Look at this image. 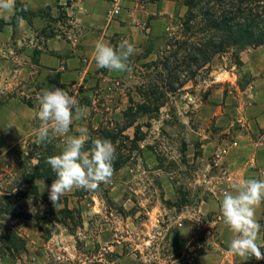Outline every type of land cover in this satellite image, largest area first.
I'll return each mask as SVG.
<instances>
[{
	"label": "rangeland",
	"instance_id": "obj_1",
	"mask_svg": "<svg viewBox=\"0 0 264 264\" xmlns=\"http://www.w3.org/2000/svg\"><path fill=\"white\" fill-rule=\"evenodd\" d=\"M177 22L176 19L170 24L168 38L154 55L147 61L132 63L128 76L118 86L82 100L84 103L80 104L87 106L88 111L76 123L78 129H87L89 139H97L96 134L105 130L119 134L125 126L124 113L132 104H142L144 89L158 82L157 74H164L162 68L158 72L155 68L146 69L144 65L156 61L163 49L170 51L166 46L170 43V35L177 32ZM235 65L238 64L232 53L217 56L208 70L200 72L194 81L171 96L159 113L143 117L124 132L118 138L115 159L124 165L114 172L109 183H101L91 191L73 189L53 205L49 200L51 184L38 182L41 195L51 204L60 222L49 217L43 224L47 228L43 229L39 224L48 254L44 251L37 258L29 250L27 255L23 253L16 258L1 257L0 264H191L199 254L215 251L213 224L219 222L217 215H208L205 220L188 216L196 214L194 210L202 199L215 196L212 168L223 166L222 175L228 180L231 177L224 164H219L230 146L217 148L211 158L204 160V141L200 135L218 133L230 127V124L227 128V125L216 124L218 118L212 117L214 109L207 106L247 103L246 97L240 101L238 96L249 86L248 76L235 85L229 81H216L218 73L230 72ZM91 99L97 103H91ZM32 126L34 133L0 159V171L7 169L9 172L23 162L30 151H35L29 150V145L38 141V121L35 120ZM137 133L142 141H134ZM76 135H79L78 130ZM67 137L68 134L57 133L49 142L61 149ZM223 142L228 144L231 140ZM116 197L123 200H116ZM261 206L264 215V203ZM185 207L194 209L186 214L187 217L170 215V209L180 214ZM67 209L77 211L74 221L63 214ZM108 220L105 240L100 234L104 221ZM93 221L94 225L89 224ZM187 221L192 222L197 233L180 236V241L184 239L185 243L172 249L171 239L183 233ZM260 224L264 237V217ZM236 264H264V260L251 262L248 257L245 262Z\"/></svg>",
	"mask_w": 264,
	"mask_h": 264
},
{
	"label": "crops",
	"instance_id": "obj_2",
	"mask_svg": "<svg viewBox=\"0 0 264 264\" xmlns=\"http://www.w3.org/2000/svg\"><path fill=\"white\" fill-rule=\"evenodd\" d=\"M119 1L122 13L112 22H108L107 16L114 0H14V12L0 10V159L34 133L31 131L32 127L33 130L35 128L32 126L35 120L40 124L35 112L39 108L37 95L42 90L59 87L75 93L79 103H84V98L111 90L128 76L129 72L97 67L93 55L97 40L103 37L113 46H118L123 40L129 41L136 49L129 57V64L141 63L154 55L168 38L170 24L187 12L185 0ZM17 4L22 6L19 13L24 23H19L15 18ZM263 49L243 52L240 55L241 65H235L230 72L216 75L217 82L229 81L234 85L248 76L249 86L238 96L239 100L246 97L247 103H220L206 107L214 109L212 117L218 118L216 124L221 127L227 125L226 128L230 124V127L218 133L205 132L200 135L204 141L203 159L211 158L217 148L230 146L219 164H224L231 177L228 180L222 175L223 166L212 168L211 182L215 196L198 202L196 210L192 209L196 213L194 216L189 214L192 210L187 207L180 214L170 209L172 217L176 214L183 218L188 213L189 218L205 220L208 215L215 214L219 219L213 224L216 250L207 255L199 254L191 264H236L247 260L228 254L230 241L235 234L224 222L221 201L224 192L235 193L244 180L264 179ZM91 103L97 101L91 99ZM77 130L74 120L68 136L76 135ZM229 140L231 142L228 144L223 142ZM115 199L123 200L121 197ZM263 217V207L260 205L257 209L259 222ZM48 218L40 222L22 219L12 222L14 230L28 241L26 255L29 250L37 258L40 253H47L42 228H47L43 224ZM109 221H104L100 234L105 240ZM89 224L94 225L95 222ZM191 224L187 221L183 233L171 239L172 249L185 243L184 239L180 241V236L197 233V228ZM257 243L264 246L262 231Z\"/></svg>",
	"mask_w": 264,
	"mask_h": 264
},
{
	"label": "trees",
	"instance_id": "obj_3",
	"mask_svg": "<svg viewBox=\"0 0 264 264\" xmlns=\"http://www.w3.org/2000/svg\"><path fill=\"white\" fill-rule=\"evenodd\" d=\"M185 6L186 15L177 19V32L170 35V43L166 46L170 51L163 49L156 61L144 65L146 69L155 68L158 72L162 68L164 74H157L158 82L144 89L142 104H132L124 113L125 126L119 134L105 130L96 134L98 138L111 139L116 146L124 132L143 117L159 113L171 96L194 81L200 72L208 70L217 56L232 53L241 65L243 52L264 47V0H185ZM21 8L17 4L16 19L21 16ZM155 103L157 106L154 107ZM136 130L139 133L140 130ZM138 133L134 141H142ZM94 140L86 142L85 150L91 148ZM64 146L57 149L49 141H36L29 145V150L35 151H30L23 162L9 172L7 169L0 171V258H16L27 252L28 241L14 230L13 221L40 222L50 216L60 223L51 204L41 195L38 182L51 184L56 179L46 161L49 156L60 154ZM123 165L114 161V172ZM75 213L78 214L69 209L63 212L71 216L70 221L76 219ZM255 260L250 257L251 262Z\"/></svg>",
	"mask_w": 264,
	"mask_h": 264
},
{
	"label": "clouds",
	"instance_id": "obj_4",
	"mask_svg": "<svg viewBox=\"0 0 264 264\" xmlns=\"http://www.w3.org/2000/svg\"><path fill=\"white\" fill-rule=\"evenodd\" d=\"M0 10L14 12V0H0ZM17 21L25 22L22 16H17ZM135 51L134 45L127 40L113 46L101 37L95 43L93 55L99 68L130 72L129 57ZM37 100L38 142L50 141L57 133H69L73 121L81 119L88 111L87 106L79 103L75 93L55 86L42 90ZM78 132L79 135L67 137L60 154L47 158L46 163L56 175L49 188V200L53 205L73 189L96 190L101 183H109L114 175L116 146L111 139L97 138L92 141L91 148L85 150L89 139L87 129L81 127ZM262 203L264 179L248 178L235 193H223L221 213L225 224L235 234L230 241L229 255L264 260V251L257 243L262 227L257 209Z\"/></svg>",
	"mask_w": 264,
	"mask_h": 264
},
{
	"label": "built area",
	"instance_id": "obj_5",
	"mask_svg": "<svg viewBox=\"0 0 264 264\" xmlns=\"http://www.w3.org/2000/svg\"><path fill=\"white\" fill-rule=\"evenodd\" d=\"M122 13V6L119 0H114L113 7L108 13V22L116 20ZM224 154H227V151H224ZM224 175L227 176L228 172H224Z\"/></svg>",
	"mask_w": 264,
	"mask_h": 264
}]
</instances>
